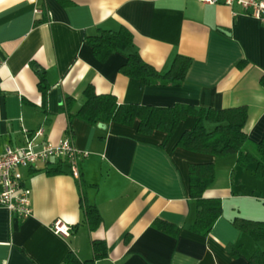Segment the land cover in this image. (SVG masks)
<instances>
[{"label": "crops", "instance_id": "obj_1", "mask_svg": "<svg viewBox=\"0 0 264 264\" xmlns=\"http://www.w3.org/2000/svg\"><path fill=\"white\" fill-rule=\"evenodd\" d=\"M121 26L132 32V48L161 73L176 55L188 57L184 80L143 84L119 71L126 52L99 59L84 42L98 29ZM88 85L120 103L245 105L250 148L264 133V24L237 4L198 0H0V152L23 145L25 133L42 128L34 138L38 145L70 136L87 153L77 177L56 160L20 169L31 189L32 213L20 218L0 207V264H70L69 253L83 261L92 258L94 239H104L108 249L95 264H247L255 250H264V241L252 240L231 222L236 215L264 220V178L254 176V163L241 166L236 154L176 146L194 115L178 123L164 146L165 132L140 133L137 121L101 127L70 119ZM191 163L215 166L204 196L221 200V215L207 234L190 228L196 216ZM53 168L59 171H48ZM84 202L99 210L96 230L82 222ZM56 219L70 227L68 236L52 230ZM230 245L239 255L231 254Z\"/></svg>", "mask_w": 264, "mask_h": 264}, {"label": "trees", "instance_id": "obj_2", "mask_svg": "<svg viewBox=\"0 0 264 264\" xmlns=\"http://www.w3.org/2000/svg\"><path fill=\"white\" fill-rule=\"evenodd\" d=\"M84 42L91 47L93 54L99 59L107 58L112 52H126V58L120 65L119 71L147 85H179L184 80L190 63L188 57L176 55L170 68L166 72H159L146 63L138 51L132 48L133 34L125 26L117 30L98 29L95 34L86 35ZM42 74V72L39 74V87L44 92ZM72 102L73 99L68 97L66 106L69 109ZM189 115H194L196 121L192 128L181 134L176 146L214 156L236 154L239 165L247 166L251 162L254 163V176L264 178V133L261 140L249 148L250 143L244 131L247 119L245 105L216 109L196 107L186 103H175L171 106L120 103L113 94H97L94 88L88 85L84 90V101L77 111L69 112L70 119L78 117L91 124L116 122L132 125L137 121V130L140 133L150 134L155 130L165 132L162 146L166 144L178 123ZM205 121L213 123V127L207 129ZM48 171L54 173L59 169L53 168ZM214 175L213 163L189 164V196L196 202V216L190 228L196 233H209L213 223L221 215V200L204 196L205 190L213 182ZM82 209V222L87 224L91 231L96 230L102 221L98 208L94 204L84 202ZM231 222L252 240L264 241V220L236 215ZM157 224L161 229L167 227L164 221H158ZM232 247V245L229 246L231 254L239 255V250ZM92 250L93 256L90 259L79 261L69 253L66 260L70 264H95L96 260L108 254L106 241L92 240ZM247 264H264V250H255L248 257Z\"/></svg>", "mask_w": 264, "mask_h": 264}, {"label": "built area", "instance_id": "obj_3", "mask_svg": "<svg viewBox=\"0 0 264 264\" xmlns=\"http://www.w3.org/2000/svg\"><path fill=\"white\" fill-rule=\"evenodd\" d=\"M203 4L239 5L244 13L264 24V0H198ZM39 13V9H35ZM42 128L33 133H25L24 144L6 146L0 152V207H4L20 218H27L32 213L31 189L26 185L20 171L21 168L33 167L37 163H48L51 160L66 163L71 173L78 176V165L86 152L79 151L71 137L66 136L56 143L43 141L39 145L35 137L42 136ZM52 230L62 236L70 234V227L62 220L56 219L51 225Z\"/></svg>", "mask_w": 264, "mask_h": 264}, {"label": "water", "instance_id": "obj_4", "mask_svg": "<svg viewBox=\"0 0 264 264\" xmlns=\"http://www.w3.org/2000/svg\"><path fill=\"white\" fill-rule=\"evenodd\" d=\"M98 126H101V127H102V126H103V123L99 122V123H98Z\"/></svg>", "mask_w": 264, "mask_h": 264}, {"label": "rangeland", "instance_id": "obj_5", "mask_svg": "<svg viewBox=\"0 0 264 264\" xmlns=\"http://www.w3.org/2000/svg\"><path fill=\"white\" fill-rule=\"evenodd\" d=\"M263 192H264V190H263Z\"/></svg>", "mask_w": 264, "mask_h": 264}]
</instances>
